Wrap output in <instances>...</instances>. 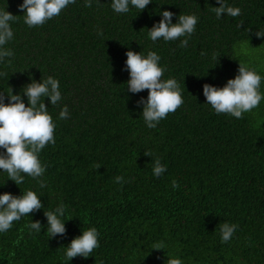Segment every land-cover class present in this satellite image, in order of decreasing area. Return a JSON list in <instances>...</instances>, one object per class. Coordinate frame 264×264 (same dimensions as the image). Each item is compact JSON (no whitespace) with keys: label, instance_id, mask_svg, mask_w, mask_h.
<instances>
[{"label":"trees","instance_id":"16d2710c","mask_svg":"<svg viewBox=\"0 0 264 264\" xmlns=\"http://www.w3.org/2000/svg\"><path fill=\"white\" fill-rule=\"evenodd\" d=\"M22 3L0 0V11L16 16L4 46L14 55L0 62V95L5 103L8 93L22 95L27 106L26 85L52 76L62 99L53 106L42 98L55 124V144L39 153L46 170L38 179L46 187L23 173L17 185L0 169V195L33 190L43 204L0 233V264H166L169 257L182 264H264V98L237 119L217 114L203 93L206 83L225 86L243 63L261 76L264 96V38L255 35L264 29V0H226L241 15L219 19L211 11L217 0H151L123 14L112 0H92L91 7L75 0L36 27L25 24ZM164 10L173 23L181 14L198 17L187 47H180L185 37L151 40ZM130 49L155 51L162 79L181 87L183 104L155 128L147 127L137 103L148 90L127 88ZM65 105L68 118L60 119ZM155 157L167 167L160 177L153 175ZM61 203L66 234L50 237L44 213ZM37 220L41 231H30ZM225 222L238 227L221 243ZM89 227L97 228L100 246L68 261L67 247ZM161 242L164 249L153 248Z\"/></svg>","mask_w":264,"mask_h":264},{"label":"clouds","instance_id":"9594fccd","mask_svg":"<svg viewBox=\"0 0 264 264\" xmlns=\"http://www.w3.org/2000/svg\"><path fill=\"white\" fill-rule=\"evenodd\" d=\"M151 0H112L111 7L116 13L129 12V5L139 10H144ZM219 7H213L216 17L219 19L223 14L230 17L241 15L239 7H232L226 0H217ZM75 0H23L19 9L26 13L24 22L29 27L43 25L47 20L58 16L69 4ZM85 7L92 6V0H85ZM26 10V11H25ZM173 13L168 10L162 12V19L149 30V36L153 42L163 38L165 41H174L181 37L180 47H187L188 38L195 31L198 17L195 14L183 15L177 23L172 22ZM16 20V16L9 11H0V62L14 55L13 51L4 46L13 38L14 33L10 21ZM243 21L237 24L241 27ZM98 35H103L99 30ZM258 38H264V29L255 33ZM126 70L130 73L127 88L131 93H140L148 90L147 99L143 97L137 102L143 105L142 116L148 128L157 127L158 123L166 118L169 113L175 112L183 104L180 84L174 78L163 80L165 69L159 64L161 57L155 51H149L147 56L128 50ZM201 55H204L202 52ZM213 54V59H216ZM11 63V60L8 61ZM261 76L255 69L240 63L238 74L229 79L225 86L216 87L204 84L203 93L206 103L210 104L217 114H229L237 119H242L243 114L256 108L262 98L260 93ZM29 101L26 106L22 95L8 93L9 102L5 103V97L0 95V149L6 150L0 153V169L8 174L9 179L21 185L26 174L37 179L41 188L46 187L42 177L46 166L42 165L39 153L49 143L55 144V124L45 104V97H49L51 104L57 105L62 99L60 82L58 79L48 76L42 78V82L33 80L26 85L24 90ZM68 107L65 105L59 113L60 119L68 118ZM145 155L152 156L151 151ZM99 168L100 165H97ZM167 170L166 165L161 163L160 157L153 160V175L162 176ZM116 183L124 182L123 176L115 177ZM173 189L180 187L179 183L172 180ZM43 207L40 196L33 190L23 191V195L14 196L10 192L0 195V233L7 232L14 221H20ZM66 206L61 203L54 211H45L48 222L47 232L50 237L64 236L66 234L64 217ZM39 220L27 225L30 231L40 232ZM238 227L236 224L225 222L220 225L221 243L228 242ZM98 230L89 227L83 230L82 235L74 238L66 249L65 257L68 261L76 256L88 258L94 249L98 248ZM19 243V241H17ZM155 249H164L163 243L154 245ZM169 257V256H168ZM166 264H182L181 259L169 257Z\"/></svg>","mask_w":264,"mask_h":264}]
</instances>
